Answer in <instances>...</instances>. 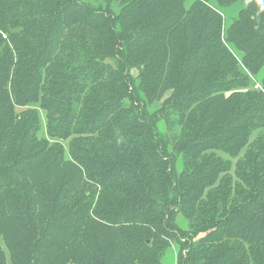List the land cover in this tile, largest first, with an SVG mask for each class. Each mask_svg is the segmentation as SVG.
Wrapping results in <instances>:
<instances>
[{"label": "trees", "instance_id": "16d2710c", "mask_svg": "<svg viewBox=\"0 0 264 264\" xmlns=\"http://www.w3.org/2000/svg\"><path fill=\"white\" fill-rule=\"evenodd\" d=\"M0 239V264H264V0H0Z\"/></svg>", "mask_w": 264, "mask_h": 264}, {"label": "rangeland", "instance_id": "374dc122", "mask_svg": "<svg viewBox=\"0 0 264 264\" xmlns=\"http://www.w3.org/2000/svg\"><path fill=\"white\" fill-rule=\"evenodd\" d=\"M191 1H192V0H191ZM242 5H244V4L240 3V4H237V5H235V6L231 7V8H229V9H224V10H222V12H223L224 15H225V20H226L227 22H229L230 18L236 16L235 14H236V13L242 8ZM107 62L110 63V62H112V61H111L110 59H108ZM104 63H105V62H104ZM133 74L136 75L137 72H136V71H133ZM251 82H252V84H253V86H254L255 84L253 83V81H251ZM254 87H255L256 89L260 88V86H259L258 84H256ZM237 91L242 92V91H244V90H243V89H239V90H237ZM27 109H35V110L38 111V113H39V115H40V119H41V126H42V130H41V132L39 133V137H40V138H41V137H46V136H47V134H46L47 119H46V114H45V112L43 111V109L41 108L40 104H34V103H33V104L29 105L27 108H16V110H17L19 113H21L22 111H25V110H27ZM70 140H71V138H69V139L67 140V142L64 143L65 146L67 147L66 149H68V145H69ZM51 142H52V143H55V142H57V141L51 140ZM67 157H68V155H67ZM179 163H180V162H179ZM178 222L181 224V226H184V224H187L186 220H185L182 216L179 217ZM0 241L2 242L3 239H0ZM3 247H4V246H3ZM177 250H178V246H177L176 243H174V244H173V248H172L171 250H169V254H168V256H167V257L165 258V260H164V263H165V264H173V263H174L175 256H176V254H177ZM4 251H5V253H6L7 263H8V264H12V262H11V260H10L9 252H8V250H7L6 247H4Z\"/></svg>", "mask_w": 264, "mask_h": 264}]
</instances>
